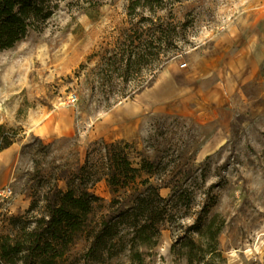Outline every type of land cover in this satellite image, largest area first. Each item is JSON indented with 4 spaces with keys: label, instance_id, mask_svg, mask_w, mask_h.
Listing matches in <instances>:
<instances>
[{
    "label": "rangeland",
    "instance_id": "obj_1",
    "mask_svg": "<svg viewBox=\"0 0 264 264\" xmlns=\"http://www.w3.org/2000/svg\"><path fill=\"white\" fill-rule=\"evenodd\" d=\"M128 4L61 0L40 30L0 51V124L17 131L0 152V234L11 232L6 217L25 214L33 200L43 206L53 184L66 189L57 178L83 164L95 142L125 139L151 158L160 150L176 160L169 176L178 172L196 192L190 206H178L177 221L163 223L159 244L143 249L144 264H187V248L172 244L186 232L198 238L189 226L214 214L225 225L211 263L264 264V0L171 5L187 23V43L150 86L105 107L89 56L124 24ZM122 112L128 117L118 121ZM198 174L205 179L193 182ZM94 190L112 197L104 180ZM160 191L171 196L169 187ZM85 245L71 249V264L131 263L128 250L88 260Z\"/></svg>",
    "mask_w": 264,
    "mask_h": 264
},
{
    "label": "trees",
    "instance_id": "obj_2",
    "mask_svg": "<svg viewBox=\"0 0 264 264\" xmlns=\"http://www.w3.org/2000/svg\"><path fill=\"white\" fill-rule=\"evenodd\" d=\"M59 1L0 0V51L15 46L31 30H40ZM181 1L129 0L124 24L89 56L96 60L90 76L102 91L105 107L150 86L180 53L188 27L169 7ZM168 9V15L161 13ZM16 140V129L0 124V152ZM172 165L178 163L160 150L151 158L125 139L95 142L83 164L57 178L65 180L66 189L55 183L44 194L43 206L33 200L25 214L6 217L11 232L0 234V264H71L76 260L71 259V249L80 240L86 242L80 254L88 260L103 261L128 250L130 264H144L148 252L143 249L159 244L163 223L177 221L178 206H190L196 193L178 172L169 176ZM193 178L195 182L205 176ZM102 180L112 194L109 201L94 190ZM162 187L171 188L170 197L161 194ZM224 225L219 214L199 217L189 226L198 238L186 232L172 248H187V264H212L211 259L221 256L218 244Z\"/></svg>",
    "mask_w": 264,
    "mask_h": 264
},
{
    "label": "bare ground",
    "instance_id": "obj_3",
    "mask_svg": "<svg viewBox=\"0 0 264 264\" xmlns=\"http://www.w3.org/2000/svg\"><path fill=\"white\" fill-rule=\"evenodd\" d=\"M165 91H167L166 89H164V86L163 87H160L159 88V90L157 91V93H159V94H161V93H163V92H165ZM128 117V114L125 112H122L121 113V115H119L118 117H117V120L118 121H122L123 119H125V118H127ZM250 250V249H249ZM248 250V251H249ZM236 255V254H235Z\"/></svg>",
    "mask_w": 264,
    "mask_h": 264
},
{
    "label": "built area",
    "instance_id": "obj_4",
    "mask_svg": "<svg viewBox=\"0 0 264 264\" xmlns=\"http://www.w3.org/2000/svg\"><path fill=\"white\" fill-rule=\"evenodd\" d=\"M73 100H76L75 96L73 97ZM7 191H8V189H5L4 191L1 192V195L5 196Z\"/></svg>",
    "mask_w": 264,
    "mask_h": 264
},
{
    "label": "crops",
    "instance_id": "obj_5",
    "mask_svg": "<svg viewBox=\"0 0 264 264\" xmlns=\"http://www.w3.org/2000/svg\"><path fill=\"white\" fill-rule=\"evenodd\" d=\"M204 62H205V60H204ZM202 64H203V60H199L197 62V68H200Z\"/></svg>",
    "mask_w": 264,
    "mask_h": 264
}]
</instances>
